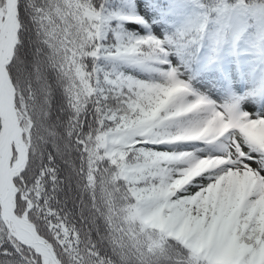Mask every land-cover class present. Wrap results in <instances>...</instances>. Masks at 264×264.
<instances>
[{
    "label": "snow or ice",
    "instance_id": "6c2138e0",
    "mask_svg": "<svg viewBox=\"0 0 264 264\" xmlns=\"http://www.w3.org/2000/svg\"><path fill=\"white\" fill-rule=\"evenodd\" d=\"M0 264H264V0H0Z\"/></svg>",
    "mask_w": 264,
    "mask_h": 264
}]
</instances>
